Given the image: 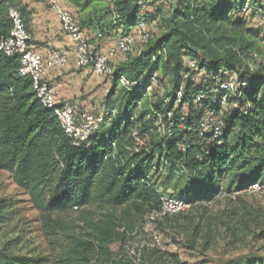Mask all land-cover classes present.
I'll return each mask as SVG.
<instances>
[{
    "label": "trees",
    "instance_id": "1",
    "mask_svg": "<svg viewBox=\"0 0 264 264\" xmlns=\"http://www.w3.org/2000/svg\"><path fill=\"white\" fill-rule=\"evenodd\" d=\"M69 1L79 10L81 28L99 37L125 36L140 19L147 26L156 24L160 32L139 54L127 55L114 68V77L125 78L131 87L112 83L104 102L116 115L106 118L88 145L79 148L72 146L54 111L36 98L31 79L17 75L19 59L0 53V171L10 174L26 193L52 246H60L51 260L12 252L8 245L20 244L14 238L0 247V264H157L165 252L156 246L140 248L138 257L123 246L147 216L160 211L161 194L194 207L209 205L220 195L236 200L254 184L264 188V64L253 61L255 53L226 29L241 28L229 17L245 15V5L254 17L264 15V4L165 0L170 1L169 12L155 8L150 14L148 0H115L110 12L90 14V0ZM18 4L0 2V38L10 30L9 8ZM260 42L264 44V34ZM183 58L195 61L207 74L205 83L192 81L196 74ZM222 69L234 71L245 86L229 98L224 128L214 139L198 124L205 111L221 109V93L211 90ZM152 79L157 87L145 98ZM119 89L128 99L116 108L111 99ZM134 131L143 143L137 151ZM8 209L0 199V234L10 222ZM72 212L82 213L81 225L63 217ZM169 219L163 217L157 224ZM180 241L174 244L183 246ZM192 243L184 245L191 249ZM114 245L117 253L111 250Z\"/></svg>",
    "mask_w": 264,
    "mask_h": 264
},
{
    "label": "rangeland",
    "instance_id": "2",
    "mask_svg": "<svg viewBox=\"0 0 264 264\" xmlns=\"http://www.w3.org/2000/svg\"><path fill=\"white\" fill-rule=\"evenodd\" d=\"M61 1L58 0L59 5ZM148 1L147 12L150 14L155 8H160L165 14L170 10V1ZM260 2L264 4V0ZM20 5L14 7L20 9ZM111 8L105 0H90L86 11L90 14L96 10L110 12ZM72 14L80 19L78 13ZM244 14H233L229 17L232 22H239L241 28L234 30L227 26L228 35L234 36L238 44L252 50L258 57L257 64H264V44L260 42L264 25L260 23V15L252 17L249 11ZM148 29L151 36L160 32L154 23L149 24ZM82 30L88 32L86 34L92 52H99L100 47L106 50L114 46V34L105 38L99 37L95 31ZM139 50L140 47L136 46L130 54L136 55ZM125 58L126 56L115 55L110 62L112 69ZM97 78L100 83L99 87L94 89L97 95L93 97V107L101 104L112 88L109 82ZM126 99V91L119 89L112 95L111 104L121 108ZM93 107L84 110H92ZM106 136L108 137L109 133H106ZM0 199L4 200L9 208L7 212L10 217L8 226L0 234V247L7 241L18 238L19 245H8L14 253L29 252L47 256L51 260L59 254L60 246H52L53 241L46 236L39 213L32 207L26 193L13 183L10 174L2 171ZM81 216L82 213L72 212L63 217L81 225ZM181 238L183 246L175 245L174 240L180 241ZM186 242H193V247H186ZM146 245H154L165 252L163 260L157 264H264V192L243 191L236 200L220 195L209 205L190 207L182 212L181 216H170L162 225L157 224V220L145 219L143 227L127 238L123 250L138 257L137 250L147 247ZM173 246L177 249L173 250ZM111 250L117 253L118 245L112 246Z\"/></svg>",
    "mask_w": 264,
    "mask_h": 264
},
{
    "label": "built area",
    "instance_id": "3",
    "mask_svg": "<svg viewBox=\"0 0 264 264\" xmlns=\"http://www.w3.org/2000/svg\"><path fill=\"white\" fill-rule=\"evenodd\" d=\"M7 0H0L4 2ZM19 4L31 0H16ZM51 9L55 12L59 19L60 27L63 33L68 37L70 47L74 54L75 65L78 69H90L94 74L103 78L111 85L116 82L117 88L129 89L131 84L123 77L115 78L110 62L115 55L127 56L132 50L139 46L140 51L152 38L147 24L142 20H138L125 36H119L114 40V46L99 52H92L88 39L81 29L79 18L65 10H63L58 0H45ZM111 7L115 0H105ZM244 12H248L247 5L243 8ZM8 19L10 21V30L6 37L0 38V53L6 57H17L20 61L17 75L19 77H29L32 81V91L39 102L47 109L53 110L63 128L64 134L70 140L72 146L79 148L87 146L90 138L97 133L103 125L106 118L116 115V109L107 106L103 101L101 104L94 106L92 110H84L77 108L69 102L58 103L56 100L54 89L45 82L47 74L51 70H61L68 64V57L62 51H53L46 56L38 53L32 46L31 36L26 30L21 11L18 7H10L8 10ZM260 23L264 25V15L260 16ZM253 61H257L255 54L251 55ZM183 63L187 69L194 72L196 76L192 78L194 83H205L207 74L200 71L195 61L183 58ZM249 70H254L252 64H248ZM219 79L215 80L212 93H221L220 107L221 109L215 113L211 110L205 111L198 127L202 132L212 133L214 139L220 137L224 128L223 113L227 110L228 100L235 96L239 89L245 85L239 81L234 71L219 70ZM157 87L154 79L144 89V97L150 98L153 90ZM181 89L176 95V103L180 102ZM170 114L167 115V118ZM135 141V151L143 146L141 139L137 136L136 131L132 134ZM249 192H264V188L254 184L247 190ZM232 196H235L233 194ZM233 198V197H232ZM161 209L159 212L152 213L146 217L147 220H161L163 217L176 215L187 211L190 206L182 200L161 194ZM147 247H154V245ZM173 246V250H176Z\"/></svg>",
    "mask_w": 264,
    "mask_h": 264
},
{
    "label": "crops",
    "instance_id": "4",
    "mask_svg": "<svg viewBox=\"0 0 264 264\" xmlns=\"http://www.w3.org/2000/svg\"><path fill=\"white\" fill-rule=\"evenodd\" d=\"M60 6L71 14L79 13L78 8L69 0H62ZM20 11L25 21L24 25L31 36V44L38 53L46 56L53 51H62L68 57L65 68L51 70L45 78V82L54 89L57 102L60 104L69 102L80 109L93 107V97L97 95L94 89L99 87L100 83L98 76L90 69L76 67L69 39L61 30L55 12L44 0L23 2L20 5ZM84 33L87 37L88 32ZM102 50L100 47L99 51Z\"/></svg>",
    "mask_w": 264,
    "mask_h": 264
}]
</instances>
